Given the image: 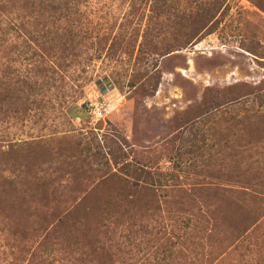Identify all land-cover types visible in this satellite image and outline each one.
<instances>
[{"label": "rangeland", "instance_id": "obj_1", "mask_svg": "<svg viewBox=\"0 0 264 264\" xmlns=\"http://www.w3.org/2000/svg\"><path fill=\"white\" fill-rule=\"evenodd\" d=\"M262 162L264 0H0V242L73 213L81 243L112 224L146 258L185 209L226 228Z\"/></svg>", "mask_w": 264, "mask_h": 264}, {"label": "trees", "instance_id": "obj_2", "mask_svg": "<svg viewBox=\"0 0 264 264\" xmlns=\"http://www.w3.org/2000/svg\"><path fill=\"white\" fill-rule=\"evenodd\" d=\"M84 112L83 105L79 114L83 116ZM260 164V173L254 177L256 183L251 179L248 186L232 183L225 189L229 213L226 228L220 226L218 217H209L203 208L191 212L185 209L179 213L177 239L170 235L161 246L149 240L146 258H132V250L140 247L141 241L137 244L130 234L122 239L117 237L112 224L100 226L105 242L97 240L95 245H86L70 236L80 231L76 224H69L72 213L64 218L59 216L57 224L49 228L41 227L38 232H46L45 237L20 244L17 249L1 241L0 264H264V220L246 227L247 222L237 217V207L244 200L253 203L257 206L256 212L261 210L264 215V162ZM146 175L156 176V173L146 172ZM180 189L184 192V187ZM181 195L178 192L173 196ZM221 199L222 196L218 202Z\"/></svg>", "mask_w": 264, "mask_h": 264}, {"label": "built area", "instance_id": "obj_3", "mask_svg": "<svg viewBox=\"0 0 264 264\" xmlns=\"http://www.w3.org/2000/svg\"><path fill=\"white\" fill-rule=\"evenodd\" d=\"M85 106V112L88 115L92 116L93 120H100L103 118L104 114L102 112V108L99 106V103H86L83 104ZM75 122L81 124L83 122V118L81 116H78L75 120Z\"/></svg>", "mask_w": 264, "mask_h": 264}]
</instances>
